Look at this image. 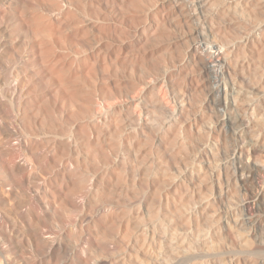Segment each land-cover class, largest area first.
I'll list each match as a JSON object with an SVG mask.
<instances>
[{
    "label": "bare ground",
    "instance_id": "6f19581e",
    "mask_svg": "<svg viewBox=\"0 0 264 264\" xmlns=\"http://www.w3.org/2000/svg\"><path fill=\"white\" fill-rule=\"evenodd\" d=\"M198 52L209 54L213 104L194 78ZM9 120L24 157L0 142L1 169L34 184L42 206L23 197L14 217L0 212V225L30 235L26 247L3 233L5 264H31L32 253L61 263L77 234L82 255L68 264H178L201 249L175 231L190 225L211 264L251 255L237 181L252 185L251 154L264 150V0H0V133ZM251 198L264 212V195ZM39 209L61 225L82 210L78 233H64L71 244Z\"/></svg>",
    "mask_w": 264,
    "mask_h": 264
},
{
    "label": "rangeland",
    "instance_id": "374dc122",
    "mask_svg": "<svg viewBox=\"0 0 264 264\" xmlns=\"http://www.w3.org/2000/svg\"><path fill=\"white\" fill-rule=\"evenodd\" d=\"M196 59V60H195ZM209 64V54H207V53H202V52H198L196 55H195V57H194V63H193V68H194V71H195V74H194V78H195V80L199 83V85L202 87V89L204 90V92H205V94H206V97H207V99H209V102L210 103H212L213 104V101L214 100H216V97H212V96H214V95H216V92H215V90H214V88H213V85H212V83H211V79H210V77H209V71H208V67H207V65ZM183 71V70H182ZM182 71H180V72H182ZM185 71H183L182 72V74H181V76L183 77V73H184ZM176 75V74H175ZM175 75L173 76V78L175 77ZM179 76V75H178ZM181 76H179V77H175L174 78V80H177L178 78H180ZM181 77V78H182ZM172 78V77H171ZM186 80V79H185ZM172 81H173V79H172ZM186 81H189V80H186ZM158 91L157 92H159L160 93V95H163V97L167 100V103H168V105L169 106H174L173 104H174V100H175V95H174V93L173 92H171L172 91V89H171V86H167V85H165L164 86V84H162V85H159V87H158V89H157ZM163 93V94H162ZM218 113H219V115H221V122H223V126H222V129H223V132H225V135L227 136V138L228 139H230L231 137H230V134H228V132H227V127H226V121H225V119H224V115H225V112H224V110L222 109V108H218L217 110H216ZM222 113V114H221ZM10 122H11V120H9ZM9 121H7V122H5V124H3V126H4V128L5 127H7L8 126V128H10V129H8L7 130V128H5V130L4 131H2L3 132V135L4 136H2V132L0 133V142L2 143V141H4L3 143H5L6 144V142H10L9 144H11V148L13 149V150H15L16 148V150H17V152H18V154L17 153H15V160L17 161V162H22V157H24V155H23V153L21 152V150H20V148L18 149V140H15L14 139V137H9L10 135H11V133H10V131H12V129H16V126L18 127L19 125L17 124L16 126H14L15 124H14V122H9ZM9 122V123H8ZM7 123V124H6ZM12 124H13V126H12ZM7 125V126H6ZM14 127V128H13ZM20 127V126H19ZM6 132V133H5ZM7 135H8V137H7ZM4 139V140H2V138ZM7 137V138H6ZM14 139L13 141H10V139ZM8 139V140H7ZM6 141V142H5ZM15 142H17V143H15ZM13 143H15V144H13ZM13 144V145H12ZM17 144V145H16ZM13 146H16V148L14 149L13 148ZM19 150V151H18ZM50 150V149H49ZM45 151H48L47 149L45 150ZM20 152V153H19ZM21 153H22V155H21ZM51 153L54 155V153L53 152H48L47 153V155H48V158H50V155H51ZM50 154V155H49ZM19 155V156H18ZM22 157H21V156ZM53 155L51 156V157H53ZM16 157L18 158V159H20V157H21V159L20 160H18V159H16ZM24 159V158H23ZM1 164V163H0ZM1 165H3V164H1ZM0 165V186H1V189H0V191H2V189H3V191L4 192H2V195H1V197H7V198H5L6 200H5V202H4V205H3V203H0V212L1 213H3L4 215H7L8 217H14L15 215L12 213V210L10 209V207H11V205L10 204H14L17 200L19 201V202H21V201H23V199L24 200H30L31 201V203L32 204H34V205H37V207H40V206H42V202H41V200H40V198L38 199V197L35 199L34 197H30V196H32L31 195V187L30 186H32V185H34V184H32V185H29L30 183L24 178L23 180H22V182L20 181V184H18V182L16 181V183H15V181H13L14 179H12L11 177H9L5 172H4V170L3 169H1V166ZM250 165L252 166V168L254 169V179L252 180V185H251V183H249V184H245L244 185V183L240 180H238L237 182H239V183H237L238 185L240 184L242 187H244L245 188V190H241L240 191V200H241V202H240V206H239V209H240V211H237V213H238V215H241V213H242V215H244L245 214V217L244 218H242V219H245L246 220V224H245V229H246V233H247V237L249 236V240L251 239V245H253L252 247L254 248V249H250V252L248 253V254H250L251 253V255H246V254H241V255H239L238 257H237V255H234V254H227V253H224L223 255H222V258H223V260L228 264V263H230L231 261H233V259L234 258H236V259H238V261H239V263L240 264H248V261L249 260H251V262L253 261H255L254 263H256V264H259L260 262H262V261H264V244H259L257 241H255V235H257L260 231L262 232V231H264V212H258L257 210H256V204H257V202L256 201H254L251 197H252V193H255V192H259V193H262V195H264V150L263 151H260V152H257V151H253V154H251V158H250ZM230 168V170H232L233 171V168H234V165L232 166H229ZM35 169V171H36V168H34ZM38 171V170H37ZM3 173V174H2ZM6 175V176H5ZM9 177V178H8ZM12 179V181H11V179ZM4 179V180H3ZM66 180V182L68 181V179H65ZM64 180V181H65ZM1 181H3V182H1ZM19 181V180H18ZM63 181V184H62V187L64 188V185H65V182ZM6 182V183H5ZM8 182V183H7ZM14 183V184H13ZM46 183V182H45ZM67 183H69V182H67ZM5 184V185H4ZM22 184H23V186H22ZM26 184V185H25ZM68 185V184H67ZM67 185H65V186H67ZM3 186V187H2ZM6 186V187H5ZM46 186H47V188H50V185L48 184L47 185V183H46ZM10 187V188H9ZM17 187H19V188H17ZM21 187V188H20ZM28 187V188H27ZM6 188H7V190H6ZM11 188H12V190H11ZM13 188H15V189H13ZM10 189V190H9ZM18 189V190H17ZM20 189V190H19ZM22 189H23V192L21 193V191H22ZM24 189H26V190H24ZM51 189H52V187H51ZM253 190V192H251L250 190ZM5 190L7 191V192H5ZM26 191V192H25ZM55 190L54 189H52V192L53 193H55L54 192ZM13 192V193H12ZM1 193V192H0ZM9 193V194H8ZM19 193V194H18ZM27 194V195H26ZM12 196V198L10 197V196ZM14 195H15V197H14ZM25 195V196H24ZM56 195V194H55ZM19 196V197H18ZM27 196V197H26ZM29 196V197H28ZM53 196H54V194H53ZM22 197V198H21ZM24 197V198H23ZM36 197V196H35ZM48 195H47V197H46V199L45 200H47V201H49V202H52L53 204H54V201L51 199V198H53V197H51V198H49V199H51V200H48ZM9 198V201H11L10 203H9V201L7 200ZM33 199V200H32ZM39 201H38V200ZM15 200V202L14 203H12L13 201ZM35 201V203H33ZM38 201V202H37ZM9 204H8V203ZM37 203V204H36ZM2 205V206H1ZM55 205V204H54ZM2 208V209H1ZM5 208V209H4ZM7 209H9V210H7ZM40 210V209H39ZM43 211V210H42ZM41 210L39 211V215H41L42 217H43V219H46V221L47 222H45L44 220H43V223L41 224V225H43V226H47V227H52V228H54L53 229V231L55 232V234L57 233V231H59L58 233L60 234V239L63 241V243H65V244H67L68 242L70 243L71 241H68V239H70L68 236L69 235H66V234H68L69 232H67L66 233V231H69V230H71L72 228V231H70V233L72 232V233H74V232H76V233H78L77 231H76V227H77V224H78V222H79V220H81L82 219V217H83V213H82V210L80 211V209H78V210H72V212L70 211V212H68V215H66V217H64L65 218V220L67 221V223H66V221L64 220V218L62 219V220H64V221H62V222H64V225H61V221H60V223L58 222V219L57 218H55V217H51L50 215H48L45 211H43L42 212ZM75 211V212H74ZM134 210H131V214H133V213H135V212H133ZM0 213V214H1ZM75 213V214H74ZM79 213V214H78ZM81 213V214H80ZM67 214V213H66ZM77 214V215H76ZM14 215V216H13ZM241 215V216H242ZM40 216V217H41ZM49 218V219H48ZM77 218V219H76ZM52 220V223H51V220ZM49 221H50V224H48L49 223ZM56 222V223H55ZM66 223V224H65ZM69 223V224H68ZM63 224V223H62ZM2 225V226H1ZM1 225H0V260H1V264H5L6 263V256H7V253H6V250L7 249H5V247H6V238H4V235L5 234H7V235H9L10 234V232H11V234L14 236L13 238H14V241L15 242H20L19 240H22L20 243L21 244H24L26 247L28 246V239H30V235L29 234H27V233H29V229L27 230L26 228H24L23 229V227H20L18 224L15 226V228L16 229H12V227L10 228V226H8L7 224L5 225L4 223H1ZM4 225V226H3ZM49 225V226H48ZM53 225H55L54 227H53ZM61 226V227H60ZM75 226V227H74ZM204 226H205V224H204ZM203 226V227H204ZM2 227H5V228H2ZM7 227V228H6ZM63 227V228H62ZM84 227H85V225H84ZM10 228V229H9ZM44 228V227H43ZM58 228H61V229H58ZM65 228V229H64ZM74 228H75V230H74ZM187 228V229H186ZM186 228H183V227H179V228H177L175 231H176V233L178 234V235H180L181 237H184V238H186V240H187V238H188V240H193L194 242L196 241L197 243H199V248L201 247V249H200V252L198 251V253H199V255L195 258V259H184V260H182V262L180 261V263L178 262V264H211L213 261H211V259L210 258H208L207 257V255H206V252H205V250L202 248V240H203V238H198V237H192V235L194 236L195 234H196V231H194L195 230V228L192 226V225H190V226H187ZM205 228V227H204ZM10 231H9V230ZM64 229V230H63ZM206 229V231H209V229H207V228H205ZM13 230H14V232H15V234H17V232H18V234L17 235H14V232H13ZM15 230H17V231H15ZM24 230V231H23ZM26 230V231H25ZM57 230V231H56ZM249 230V231H248ZM2 231V232H1ZM74 231V232H73ZM259 231V232H258ZM6 232V233H5ZM172 232V229L171 228H167V234L168 235H170V233ZM260 232V233H261ZM3 233H5V234H3ZM20 233H21V235H20ZM57 233V234H58ZM64 233H66V234H64ZM69 233V234H70ZM257 233V234H256ZM184 234H186V235H184ZM64 235H65V237H64ZM72 234H70V236H71ZM78 235V234H77ZM75 236L74 238H76V239H78V240H76V241H78V242H76L75 240H73V239H70V240H72V241H74V242H71L72 243V245L71 246H68L67 248H72L70 251H69V249L67 250L66 248H64V253H62V251H61V255H59L60 256V259L62 260V261H60L59 260V262H61V263H58V264H68V261H69V259H70V257L72 256V254H73V256H75V253H79L78 255L76 254V256H81L82 254L80 253V251H78V246H76V244H79V246L81 245V243H82V236ZM190 235V236H189ZM211 235V234H210ZM6 236V235H5ZM16 236H18V237H16ZM63 236V237H62ZM246 236V235H245ZM16 237V238H15ZM26 237V238H25ZM28 237V238H27ZM66 237H68L67 238V241H66ZM18 238V239H17ZM21 238V239H20ZM193 238V239H192ZM16 239H17V241H16ZM202 239V240H201ZM237 239V238H236ZM5 240V241H4ZM238 240V239H237ZM27 241V242H26ZM64 241H66V242H64ZM4 242V243H3ZM25 242V243H24ZM236 242H238V241H236ZM69 243H68V245H69ZM70 243V244H71ZM3 246V248H1ZM77 248V249H76ZM65 249H66V251H65ZM4 250V251H3ZM69 251V252H68ZM78 251V252H77ZM5 252V253H4ZM4 253V254H3ZM68 253V254H67ZM71 253V254H70ZM253 253V254H252ZM28 256L30 255V254H27ZM33 257H32V256ZM30 255V257H32L33 259H34V261L36 262H33L32 261V258H30L31 260L30 261H32V262H30L31 264H39V262L37 263V261H38V258L37 259H35L36 258V256H34V254L32 253ZM84 255H86L87 256V253L85 252V254ZM1 256H2V258H1ZM68 257V258H67ZM232 257V258H231ZM66 259V260H64V259ZM227 258V259H226ZM244 258V259H243ZM229 259V261L227 262V260ZM242 259L243 260H245L246 262L244 263L243 261H242ZM187 260V261H186ZM216 261V260H215ZM218 261V260H217ZM67 262V263H66ZM205 262V263H204ZM242 262V263H241ZM250 262V261H249ZM51 262H49V263H47V264H50ZM53 264V263H52Z\"/></svg>",
    "mask_w": 264,
    "mask_h": 264
}]
</instances>
